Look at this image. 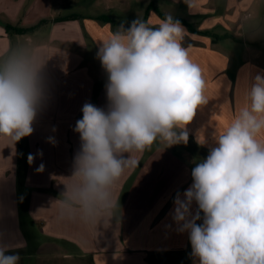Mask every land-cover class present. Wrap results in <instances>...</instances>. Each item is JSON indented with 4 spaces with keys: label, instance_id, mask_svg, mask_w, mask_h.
<instances>
[{
    "label": "clouds",
    "instance_id": "clouds-1",
    "mask_svg": "<svg viewBox=\"0 0 264 264\" xmlns=\"http://www.w3.org/2000/svg\"><path fill=\"white\" fill-rule=\"evenodd\" d=\"M186 35L168 14L158 26L140 17L128 27L122 23L99 42L107 104L84 103L76 121L80 148L73 171L51 202L60 219L95 225L119 219L115 189L139 165L134 154L157 141L188 143L187 125L209 98L203 69L183 44ZM45 64L23 45L0 55V136L14 145L32 135L49 98ZM213 140L191 170V185L176 193L172 219L188 234L193 264H264V76L248 83L243 104ZM34 159L29 154L28 163ZM43 170V164L36 169ZM24 247L0 234V264H20Z\"/></svg>",
    "mask_w": 264,
    "mask_h": 264
},
{
    "label": "crops",
    "instance_id": "crops-1",
    "mask_svg": "<svg viewBox=\"0 0 264 264\" xmlns=\"http://www.w3.org/2000/svg\"><path fill=\"white\" fill-rule=\"evenodd\" d=\"M38 1L32 4L36 12ZM75 1L83 4L82 14H60L50 18L47 24L52 27L53 41L70 44V47L78 45L83 53L90 50L97 53L99 42L111 30L122 23L128 27L138 17L150 20L152 26H158L159 20L168 14L181 21L187 32L183 44L191 59L203 69L205 94L209 98L206 105L196 110L186 128L193 147H157L134 154L139 165L126 171L115 189L120 205L116 213L119 219L114 217L109 224L101 222L98 225L80 222L82 231L75 244L89 253L93 264H193L188 234L178 232L172 219L173 201L177 192L183 193L191 185V170L200 161L198 156H207L209 148L214 146V133L226 126L243 104L248 83L258 74L264 76V39L261 36L264 0ZM12 2L22 9V0ZM5 4V0H0V7ZM72 15L78 18L54 21ZM36 16L43 19L41 15ZM99 17L103 19L97 20ZM38 19L25 17L20 26L33 27ZM6 35L5 31L0 34ZM90 43L93 50L87 49ZM46 58L54 99L46 102L33 124L29 150L35 157L34 165L27 167L26 183L22 185L34 190L27 208L38 219L41 211L49 212L48 219L57 214L51 202L64 190L65 177L72 174L74 156L80 148L79 134L73 129L76 121L82 118L84 103L100 108L107 104L105 85H101L106 73L96 55L83 60L80 69L79 62L74 68L76 56L62 50L49 52ZM68 60L71 63H67ZM49 137L55 139V145L48 142ZM199 137L206 140L205 145L198 143ZM5 140L3 155L16 154V144L10 138L5 137ZM3 155L0 150V156ZM41 164L44 170L37 172ZM8 173L9 167L5 166L0 174L6 187L9 186ZM8 209L6 207L4 213L6 218L10 215ZM49 232L56 238L75 239L67 229L58 230L52 224ZM0 234L3 233L0 231ZM5 242L18 243L10 237H6ZM52 246L55 243L50 242L37 251L41 253L45 248V252L52 253L55 248Z\"/></svg>",
    "mask_w": 264,
    "mask_h": 264
},
{
    "label": "rangeland",
    "instance_id": "rangeland-1",
    "mask_svg": "<svg viewBox=\"0 0 264 264\" xmlns=\"http://www.w3.org/2000/svg\"><path fill=\"white\" fill-rule=\"evenodd\" d=\"M5 1V6L0 7V34L5 31L7 35L3 37L0 36V55L18 45L34 49L39 54L41 61H46L42 71L48 84V103L49 100L54 99L52 91L53 83H50L49 81V61H47L46 58L48 53H54L56 51L60 52L62 50L65 53L75 55L76 58H74L73 61L74 68L76 63L79 62V69L84 65L83 60H88L89 55H96V52H91V50L90 52L83 53V49L78 45H72V47H70V44H59L58 42L53 41V38L51 37L52 27L50 24H47V22H50V18L57 17L60 14L61 16L73 13L82 14L83 4H81L80 1L77 2L75 0H39L35 4L38 9V12H36L32 5L35 0H22V9H20V6L17 7V5L13 4V0ZM139 5L140 4H138V6ZM36 15H41L43 19L39 20ZM28 16L35 20L38 19L35 25L41 21L47 22H44L40 27L23 35L12 34L5 30L4 25L6 24H9L13 28H20V22H23V19ZM253 18L256 19L255 17ZM261 36L264 39V32H261ZM87 49H92L91 43L87 46ZM79 58L82 59L81 62L79 61ZM51 59H53V57H51ZM67 63H71V60H68ZM106 82L107 74L106 77H102L101 85H105ZM190 143L192 142L188 140L187 144L181 143L171 147H193ZM6 144L7 141L5 140V137L0 136V150L2 155L3 148ZM166 146L167 145L164 142L157 141L151 148ZM30 147H32L30 144V137L27 136L16 143V154L11 153L0 156V174L5 166L9 167L8 187L5 186V183L2 180L3 178L0 176V231L3 233L4 240L6 237H10V240L15 239L18 242H24L26 244V247L19 251L21 255L20 264H93L89 253L84 252L83 250L81 251L75 244L82 231L80 222L61 220L57 214L48 219L49 212L45 211H41L40 214H38V217L40 218L38 219L28 211V198L32 197L31 191L34 190L32 188L25 189L22 185L23 183H26L25 178L27 167H33L34 165V163L31 165L28 163V156L31 154L29 150ZM206 157V155L198 156L200 160ZM6 199L8 200L5 201ZM6 207L9 208L8 212L10 215L8 218H6L4 214L6 213L5 211H7ZM51 224L53 225V228H57L58 230L64 231L67 229L72 238L75 239H72L73 241H71L64 237L56 238L55 236H50L51 234L49 230ZM5 230H7V232H4ZM75 233L78 235L74 236ZM53 234L55 235L56 231H54ZM64 234L65 233H61V235ZM50 242L55 243V246H52L55 247L52 253L45 252V248L41 253H38L37 249L39 247H44Z\"/></svg>",
    "mask_w": 264,
    "mask_h": 264
},
{
    "label": "trees",
    "instance_id": "trees-1",
    "mask_svg": "<svg viewBox=\"0 0 264 264\" xmlns=\"http://www.w3.org/2000/svg\"><path fill=\"white\" fill-rule=\"evenodd\" d=\"M78 17L75 15L72 16H67V17H62V18H58L55 19L54 21H65V20H73V19H77ZM103 19V17H99L97 18V20H101ZM46 23L47 21H41L40 23H38L37 25L33 26V27H29V28H13L12 26H10L9 24L4 25V28L7 32H10L12 34H27L31 31H33L34 29L40 27L41 24ZM180 23H182L181 21H179Z\"/></svg>",
    "mask_w": 264,
    "mask_h": 264
}]
</instances>
